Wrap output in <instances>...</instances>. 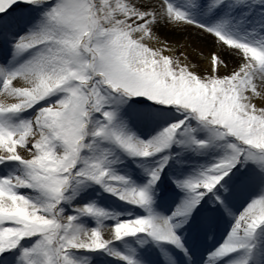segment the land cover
I'll list each match as a JSON object with an SVG mask.
<instances>
[{"label": "snow or ice", "instance_id": "snow-or-ice-1", "mask_svg": "<svg viewBox=\"0 0 264 264\" xmlns=\"http://www.w3.org/2000/svg\"><path fill=\"white\" fill-rule=\"evenodd\" d=\"M0 56V264H154L129 238L197 264L188 232L221 217L203 264H264V0H0Z\"/></svg>", "mask_w": 264, "mask_h": 264}, {"label": "bare ground", "instance_id": "bare-ground-1", "mask_svg": "<svg viewBox=\"0 0 264 264\" xmlns=\"http://www.w3.org/2000/svg\"><path fill=\"white\" fill-rule=\"evenodd\" d=\"M4 62V59H3V56H0V63ZM3 97L0 96V101H3ZM132 170L134 172H138L139 174L141 173L142 174V171L141 169L137 168L136 165H133L132 166ZM141 177H144L142 175H140ZM147 178V177H146ZM163 186L162 187H159L158 190H155V197L157 196L156 198V203H155V209L157 211H161L163 212L164 214H170V212L175 208V196L167 190L166 188V183L162 184ZM94 190H98L99 187H93ZM22 191H27V190H22ZM160 193V194H159ZM110 198L109 197H106L105 194H103V192L100 190L96 193H90V195H88L87 199L85 200V202H95V200H99V201H102L104 203H108V199ZM108 207H106V209H108L109 211L111 212H114L109 205H107ZM128 210L132 211V214L133 215H136L137 212H139V214L143 215V210L142 209H135L134 206L132 205H128L127 206ZM243 210V205L241 204L240 206L237 207L236 211H237V214L239 211H242ZM121 212V210L119 211ZM121 219L125 218L123 216L120 217ZM109 223H113V221H108ZM233 221L228 218V217H221L219 219V221L217 222L216 226L214 229H219L220 231V234L221 236H227L228 233L230 232L231 230V225H232ZM190 234V233H189ZM205 238H208L206 235H205ZM213 241L210 240V245L208 244H205L203 245L202 243H198L195 245V247L197 248L198 250V255H196V258H197V261H204V259L207 257L208 253L210 251H212L214 248H215V245L214 243H212ZM117 243V246L121 249V245H120V242H116ZM223 243V241H222ZM187 245L188 247L191 249L192 248V241L190 238H187ZM201 246H205V247H201ZM148 247L152 249V259H153V262L154 264H165V261L164 259L161 257V253L160 251L156 248V246L154 244H152L150 241L148 242ZM144 250H140L139 253H142ZM182 255V254H181ZM259 255H258V252L257 254L254 256V258H257ZM138 259H142V257L140 255L137 256ZM251 264V262H250Z\"/></svg>", "mask_w": 264, "mask_h": 264}, {"label": "rangeland", "instance_id": "rangeland-1", "mask_svg": "<svg viewBox=\"0 0 264 264\" xmlns=\"http://www.w3.org/2000/svg\"><path fill=\"white\" fill-rule=\"evenodd\" d=\"M95 2H99V0H95ZM250 32H251V29H249V33ZM245 34H248V33H245ZM250 38H251V36H250ZM201 135H205V133H201ZM184 158L185 157H181V159H184ZM186 158H188L193 165L194 164H203V163L206 162V158L205 157L195 155L194 153H191V152L186 154ZM110 159H115V157H110ZM125 165H127L128 169H131L130 168V160H128V159H124V163L123 164L117 162V163L113 164L112 167H113V169H115L116 172H118L120 174H125L126 173ZM185 167H187V165H185ZM9 171H11V169ZM131 171H132L131 178L135 182L136 185L142 186L147 181V178H146L147 176H145L143 173L139 174L138 172H134L132 169H131ZM169 173H171L173 175L177 174V165L175 164L174 161L170 162L169 167L166 168L165 172L161 175V179L158 182L155 190H158L159 187L163 186L162 185L163 183L164 184L166 183V188H167L168 191H170L172 194H178L179 195L180 193L178 192V190L176 189V187L172 183V181L169 179ZM0 174H2V173H0ZM140 175H142L144 177H141ZM94 187L98 188L99 186L97 185V186H94ZM99 190H100V192L101 191L103 192L102 189L94 190V188H89L87 191H88V193H96ZM103 194L108 195V197L111 195V194L109 195V193H105V192H103ZM157 196L155 197V200H156ZM180 196H181V194H180ZM112 197H115L117 202H119V203L122 202L124 204V202L120 201L118 199V197H116V196H112ZM113 202L116 203V205L110 206V208L114 212L119 213V211L122 210L121 209V204L117 203L116 201H113ZM95 203L97 205H99L100 207H104V208L108 207L107 205L109 204V202L106 204V203H104L102 201H99V200H97V201L95 200ZM194 237H196V236H194ZM129 240L131 241V243L129 245H124V244H122V242H120L121 250H125L126 247H131V248H134L137 251V253L139 254V251H140L139 248H142L141 250L149 249L148 248V243H146L143 246H141L133 238H129ZM257 240L264 242V232H259L258 233ZM254 259H259V256L257 258H254ZM197 264H203V261L202 260L197 261Z\"/></svg>", "mask_w": 264, "mask_h": 264}]
</instances>
